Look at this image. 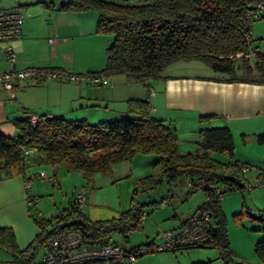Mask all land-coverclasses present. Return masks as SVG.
I'll return each instance as SVG.
<instances>
[{
    "label": "trees",
    "instance_id": "16d2710c",
    "mask_svg": "<svg viewBox=\"0 0 264 264\" xmlns=\"http://www.w3.org/2000/svg\"><path fill=\"white\" fill-rule=\"evenodd\" d=\"M262 1L145 0L141 3H120L111 0H65L57 7L94 11L97 14L95 31L110 36L105 49V64L98 71L123 73L127 81L142 83L149 91V81L159 77L167 65L177 60H199L215 71L233 74L237 58L231 56L237 51H247L249 46L257 49L254 58H240L241 63L246 70L257 71V83H264V52L260 51L258 38L252 31L255 21L264 16V10L257 11V5ZM125 112L128 115L96 123L84 118L67 119L45 114L40 122L32 124L29 112L23 118L13 119L17 129L15 136H7L0 131V178L25 177L29 152L24 149L32 147L37 151L35 162H48L53 166L66 162L87 179L95 170L106 168L112 161L130 158L136 152L156 154L152 171L140 179L141 185L157 187L165 180L171 192L181 179L190 177L193 181L204 178L206 184L212 186V189H204L206 199L194 209L209 215L207 241L176 250L194 246L217 247L221 257L229 263L225 217L220 208L221 198L214 191L217 184L227 183L225 175L238 178L240 172V164L234 159L229 128L214 126L200 129L198 145L201 151L180 152L174 131L161 119L151 116L148 96L128 98ZM258 140L264 143V133L258 134ZM97 152L100 153L96 156ZM211 152L222 154L226 159L215 158ZM241 187L243 184L230 182V187L224 189L223 194ZM187 188L196 190L200 187ZM81 209L73 197L57 216L35 219L40 231L25 249L18 248L11 228L0 227V248L12 255L9 261H38L45 247L38 257L37 250L52 232L50 226L53 223L60 228L78 229L83 243L104 245L117 244L111 241L113 233L127 236L139 226L141 219L140 211L128 209L115 217L90 220ZM234 216L241 221L246 214L242 210ZM255 216H252L253 219H258ZM73 218H81L82 222L61 226ZM258 220L264 222V219ZM140 246L130 249L137 250ZM255 248L264 254V240L258 241Z\"/></svg>",
    "mask_w": 264,
    "mask_h": 264
},
{
    "label": "crops",
    "instance_id": "0c3cea01",
    "mask_svg": "<svg viewBox=\"0 0 264 264\" xmlns=\"http://www.w3.org/2000/svg\"><path fill=\"white\" fill-rule=\"evenodd\" d=\"M49 6L53 8L44 24H38L34 18L27 19L25 15L20 35L0 42L1 48L10 45L15 54L14 63H11L0 50V72L43 67L80 73L98 71L104 66L103 49L107 42H102L101 34L95 31L97 14L92 10H62L52 3ZM254 25L262 29L260 24ZM259 49L264 52L260 46ZM190 61H184L172 72H161L159 77L149 81L146 95L137 97L148 96L151 116L161 119L174 131L180 152L201 151L198 145L200 129L227 126L233 139L234 159L264 170V143L258 140V134L264 133V83H257L256 75L235 72L244 66L241 59L234 60L233 74L215 71L207 64L205 70L189 72ZM96 90L82 83L56 80L24 89L1 90L0 131L15 136L17 129L12 120L23 118L28 112L41 117L46 114L88 121V117L95 115L93 107L100 94ZM109 91L114 95L112 83ZM121 111L125 112V109ZM187 134H193V138L187 139ZM188 141L187 149L181 148ZM25 181L21 176L0 178V227L12 229L19 249H25L40 231L28 203L8 197L13 189L20 193ZM205 199L204 191L197 206ZM188 215L175 213L172 219L177 220V225ZM106 218L109 217L101 219ZM0 250L5 254L4 260L13 258L9 252Z\"/></svg>",
    "mask_w": 264,
    "mask_h": 264
},
{
    "label": "rangeland",
    "instance_id": "374dc122",
    "mask_svg": "<svg viewBox=\"0 0 264 264\" xmlns=\"http://www.w3.org/2000/svg\"><path fill=\"white\" fill-rule=\"evenodd\" d=\"M65 0H0V10L21 5L25 10L26 18H34L38 24H44L48 19L49 10L56 8ZM120 3H141L145 0H111ZM262 29L254 25L253 32L264 51V16L256 20ZM102 42L110 41V36L101 34ZM101 43V42H100ZM107 45H105L107 47ZM104 47V51L106 49ZM101 50V49H100ZM184 60H177L167 65L161 72L166 74L176 70ZM189 72H200L206 69V64L199 60H191ZM195 64V65H194ZM201 67V68H200ZM237 74L257 75L256 70H246L243 66L235 71ZM85 73V72H80ZM115 85L114 95H110L109 87ZM82 85H86L83 84ZM87 86V85H86ZM99 97L93 107L94 117L91 115L88 122L96 123L101 120H112L126 116V101L130 98H138L148 92L145 85L139 82H129L123 73L111 74L109 84H93ZM92 113V110H91ZM195 134V133H194ZM193 138V134H187V139ZM195 136V135H194ZM189 141L181 148L188 147ZM192 145H194L192 143ZM190 148V147H189ZM194 148V147H192ZM194 150V149H191ZM37 151L32 147L26 157V177L28 186H23L20 193L11 190L8 197L16 200L23 199L28 203L32 218L40 219L57 216L63 208L69 205V200L79 192L86 194V200L81 205L86 217L90 220H99L104 217L117 216L121 212L132 209L141 212L139 226L131 230L127 236L119 232L112 235L111 241L132 248L146 245L150 241H156L158 234L164 229L172 228L177 220L172 215L181 213L190 214L204 196V190L198 188L190 190L181 179L178 187L185 192L183 196L172 195L165 180L157 187L149 188L140 184V179L151 173L157 155L147 152H136L130 158L112 161L104 169L95 170L89 179L80 171L74 169L69 163L53 166L48 162L37 163L33 158ZM106 152V151H103ZM100 152L95 153L97 156ZM211 155L220 160L225 156L211 152ZM84 157V156H83ZM242 164V163H239ZM258 174L254 169L247 170L243 174L238 172V178L243 184L241 188H235L225 192L220 199V208L225 217V225L228 240V262L236 264H264V254L258 252L255 245L264 240V222L253 219V215L264 214V184L259 180L264 179V170ZM10 176L8 178H13ZM22 178V176H21ZM26 178V179H25ZM247 183L251 188H246ZM225 187L224 183H220ZM200 200V201H199ZM245 211L246 216L239 221L235 213ZM40 246L37 255L43 252ZM5 254L0 250V260H4ZM221 257L220 250L212 246H194L176 251L162 250L145 252L137 255L130 264H229Z\"/></svg>",
    "mask_w": 264,
    "mask_h": 264
},
{
    "label": "built area",
    "instance_id": "2783aa9c",
    "mask_svg": "<svg viewBox=\"0 0 264 264\" xmlns=\"http://www.w3.org/2000/svg\"><path fill=\"white\" fill-rule=\"evenodd\" d=\"M264 10V1L257 5V11ZM258 15L255 14V18ZM25 19V10L21 5L0 10V42L13 39L20 35L21 24ZM0 50L8 61L14 63L15 54L10 45ZM257 49L249 46L247 51H237L231 57L254 58ZM110 73L104 71H89L85 73L72 72L65 69H53L43 67H27L23 69L12 68L9 71L0 72V91L11 89H24L30 85H41L51 80L60 82L83 83L88 86L93 84H109ZM32 124L40 122L42 117L33 113L28 114ZM31 149H24L29 152ZM254 169L258 174H262L261 169L251 167L248 164H240V172L243 174L247 170ZM186 187H203L206 184L204 178L192 180L190 177L184 179ZM230 182L225 183V187L217 184L214 191L222 198L224 189L230 187ZM233 183V182H231ZM264 184V179L259 180ZM246 188H251L248 182L244 183ZM28 186V181L24 182ZM86 195L83 191L75 197V204L81 209L85 202ZM32 199L28 200L30 203ZM82 210V209H81ZM208 221L209 215L204 211H194L190 216L174 228L164 229L158 234L157 240L146 245H141L137 250L128 249L118 244L91 245L83 243L81 233L74 227L60 228L56 223L51 224L52 232L45 240V251L38 261H0V264H130L136 257V252H152L162 250H176L190 245L204 244L208 239Z\"/></svg>",
    "mask_w": 264,
    "mask_h": 264
},
{
    "label": "water",
    "instance_id": "95a60500",
    "mask_svg": "<svg viewBox=\"0 0 264 264\" xmlns=\"http://www.w3.org/2000/svg\"><path fill=\"white\" fill-rule=\"evenodd\" d=\"M225 179L235 183L236 185H241L242 184L241 181L239 180V178H237L234 175H225ZM202 188L203 189H212V186H210L208 184H205V185H203ZM171 194L172 195H177V196H183L185 194V192L182 191L178 186H174V187L171 188ZM255 217H257L258 219H264V216H262L261 214L256 215ZM81 222H82L81 218H73V219H70V220L64 222L61 226L62 227L70 226V225H73L75 223H81Z\"/></svg>",
    "mask_w": 264,
    "mask_h": 264
},
{
    "label": "clouds",
    "instance_id": "9594fccd",
    "mask_svg": "<svg viewBox=\"0 0 264 264\" xmlns=\"http://www.w3.org/2000/svg\"><path fill=\"white\" fill-rule=\"evenodd\" d=\"M228 181V180H227ZM235 184V183H234ZM236 185V184H235Z\"/></svg>",
    "mask_w": 264,
    "mask_h": 264
}]
</instances>
